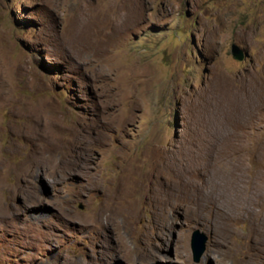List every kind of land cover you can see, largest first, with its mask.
Here are the masks:
<instances>
[{
    "label": "rangeland",
    "instance_id": "374dc122",
    "mask_svg": "<svg viewBox=\"0 0 264 264\" xmlns=\"http://www.w3.org/2000/svg\"><path fill=\"white\" fill-rule=\"evenodd\" d=\"M0 264H264V0H0Z\"/></svg>",
    "mask_w": 264,
    "mask_h": 264
},
{
    "label": "water",
    "instance_id": "95a60500",
    "mask_svg": "<svg viewBox=\"0 0 264 264\" xmlns=\"http://www.w3.org/2000/svg\"><path fill=\"white\" fill-rule=\"evenodd\" d=\"M230 52H231V55L236 59H241L246 53V51L243 50L235 42L231 43ZM205 239H206V235L198 228H194L191 231L190 238H189V245H190L193 260H198L199 256L201 255L204 249Z\"/></svg>",
    "mask_w": 264,
    "mask_h": 264
},
{
    "label": "bare ground",
    "instance_id": "6f19581e",
    "mask_svg": "<svg viewBox=\"0 0 264 264\" xmlns=\"http://www.w3.org/2000/svg\"><path fill=\"white\" fill-rule=\"evenodd\" d=\"M262 204V203H261ZM261 206V205H260ZM263 206V205H262ZM261 208V207H260Z\"/></svg>",
    "mask_w": 264,
    "mask_h": 264
}]
</instances>
